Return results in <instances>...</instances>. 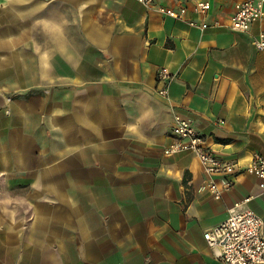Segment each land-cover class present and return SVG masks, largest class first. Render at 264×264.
I'll use <instances>...</instances> for the list:
<instances>
[{
	"label": "crops",
	"instance_id": "1",
	"mask_svg": "<svg viewBox=\"0 0 264 264\" xmlns=\"http://www.w3.org/2000/svg\"><path fill=\"white\" fill-rule=\"evenodd\" d=\"M208 1L0 0V264H222L203 233L245 197L264 219L242 171L264 155V15L235 31L241 0ZM175 112L241 171L221 198L163 153Z\"/></svg>",
	"mask_w": 264,
	"mask_h": 264
},
{
	"label": "built area",
	"instance_id": "2",
	"mask_svg": "<svg viewBox=\"0 0 264 264\" xmlns=\"http://www.w3.org/2000/svg\"><path fill=\"white\" fill-rule=\"evenodd\" d=\"M146 7L154 5V0H138ZM193 11L205 14L210 8L208 0H192ZM188 6L186 2L178 8L158 6L157 10L174 18H184ZM264 15V0H241L234 4L230 17V27L235 31H247L250 25ZM195 25V22L189 21ZM204 27V24L201 25ZM258 50L264 51V29L252 39ZM171 73L165 68L157 71V80L163 86L158 93L166 96ZM192 152L198 158L208 178V189L214 198H221L224 192L233 188L238 171L235 162L221 158L210 149L205 138L193 127L188 118L178 112L173 115L172 134L164 146L165 155ZM242 171L255 174L264 186V155L255 153L250 163ZM249 197L235 200L228 208L227 217L203 233L213 256L222 264H264V219L245 206Z\"/></svg>",
	"mask_w": 264,
	"mask_h": 264
}]
</instances>
